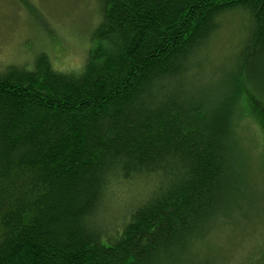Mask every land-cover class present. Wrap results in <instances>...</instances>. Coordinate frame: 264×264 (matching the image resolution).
I'll use <instances>...</instances> for the list:
<instances>
[{"label": "trees", "instance_id": "obj_1", "mask_svg": "<svg viewBox=\"0 0 264 264\" xmlns=\"http://www.w3.org/2000/svg\"><path fill=\"white\" fill-rule=\"evenodd\" d=\"M97 1L78 72L38 54L0 74V264H224L204 255L210 233L245 223L244 179L264 175L232 121L247 93L264 147V0ZM230 16L236 52L212 62ZM253 243L234 264H264Z\"/></svg>", "mask_w": 264, "mask_h": 264}, {"label": "rangeland", "instance_id": "obj_2", "mask_svg": "<svg viewBox=\"0 0 264 264\" xmlns=\"http://www.w3.org/2000/svg\"><path fill=\"white\" fill-rule=\"evenodd\" d=\"M100 14L97 0H0V74L9 67L30 69L38 54H44L54 70L63 73L78 72L83 66L89 37L100 21ZM239 20L238 16H230L223 22L219 34L209 47L210 61L215 63L220 60L226 61L236 52L235 48L241 38ZM210 61L208 63L212 66ZM209 65H205L206 69ZM241 105L239 116H233L232 121L235 123L237 121L235 130L241 131L243 138L240 142L243 148L248 149L247 156L251 158V163L255 162L258 168L264 152L263 132L260 126L263 121L260 118L261 104L258 105L245 93L241 97ZM262 105L264 106V103ZM235 137L237 140V136ZM241 137L239 136L240 139ZM244 155L247 160L246 154ZM246 171L249 174L252 172L253 175L255 173L252 168ZM263 179V174L257 175L254 179L252 176L249 178V175L247 179L245 177L246 186L252 188L250 192L257 200L254 197V199L249 198L252 205V208H249L250 212L244 210L241 203L240 207L243 211L234 218L241 220L243 216L246 218L251 214L258 217L262 214ZM118 212L116 205H113L107 213L106 211L101 213L97 220L99 222L102 219L106 224L112 223L118 218L116 215ZM244 218L242 219L244 225L240 224V227L234 228L230 216L228 220H223L215 231L210 233L208 242L212 246L209 250H204V255L212 256L211 260H216L221 255L224 264H234L239 260L237 255L240 256L244 252L245 245L250 240L254 242L252 245L262 241L264 220L261 224H257L254 223L256 219L253 222ZM251 224H257L259 228L251 232ZM225 244L234 245L229 255L224 253L225 250L223 251L222 247H226ZM242 246L244 248H241Z\"/></svg>", "mask_w": 264, "mask_h": 264}]
</instances>
